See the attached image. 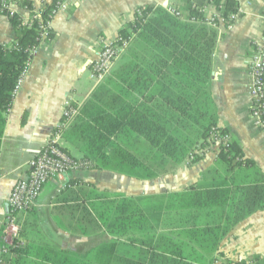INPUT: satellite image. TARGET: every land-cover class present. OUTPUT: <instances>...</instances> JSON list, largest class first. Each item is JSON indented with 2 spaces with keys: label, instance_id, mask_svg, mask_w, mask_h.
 <instances>
[{
  "label": "trees",
  "instance_id": "obj_1",
  "mask_svg": "<svg viewBox=\"0 0 264 264\" xmlns=\"http://www.w3.org/2000/svg\"><path fill=\"white\" fill-rule=\"evenodd\" d=\"M52 3L45 7V19L53 8ZM19 4L21 8L34 10L28 1L19 0ZM211 4L221 12L226 26L239 13L237 0L193 2L186 13L176 10L180 16L170 13L169 8L147 7L136 11L133 21L119 31L113 44L127 41L128 46L120 55L123 63L111 71L80 108L79 115L62 130L64 142L78 151L83 160L91 161L97 170L139 181L154 180L173 171L194 150V163L199 162L203 157L199 156V150L204 151L213 144L212 134H226L218 127L210 91L219 32L218 26L208 25L202 10ZM9 19L22 35L12 46L0 45V152L13 105V91L32 49L42 45L37 22L30 26L21 16ZM53 39L51 31L44 43L50 44ZM110 80H113L112 86ZM192 134L196 138L191 139ZM131 136L135 137L133 141L128 138ZM142 140L146 148H140ZM64 150L71 155L68 148ZM217 167L226 172L222 182L210 185L204 182L207 175L214 176L217 170L209 171L201 182L176 195L175 203L160 204L167 211L164 220H172L173 208L180 217L177 223H171L175 227L169 232L157 234L159 221L153 225L154 216H147L135 199L120 198L114 203L116 219L110 233L147 249L139 252L138 261L116 256L117 264H214L218 261L224 237L242 221L264 210V177L253 161L245 158L239 144L231 140L220 146ZM242 169L251 172L237 176ZM238 178L249 182H237ZM188 211L186 216L183 212ZM91 221L89 225L96 227V222ZM12 248L19 258L25 254L24 246L18 241ZM114 248L103 246L97 253L96 263L112 264L113 255H117ZM51 256L48 260L59 264H93L58 253ZM250 262L264 264V257L255 256Z\"/></svg>",
  "mask_w": 264,
  "mask_h": 264
},
{
  "label": "crops",
  "instance_id": "obj_2",
  "mask_svg": "<svg viewBox=\"0 0 264 264\" xmlns=\"http://www.w3.org/2000/svg\"><path fill=\"white\" fill-rule=\"evenodd\" d=\"M24 1L38 10L49 6L52 0ZM73 2L71 10L54 17L51 25L54 39L50 44L43 43L32 56L24 84L7 117L0 152V264H59L48 260L54 253L85 263L103 264L96 263L95 258L103 246L110 245L117 251L112 264H117L116 256L138 261L139 252L147 249L110 233L116 219L114 203L120 198L135 199L147 216H154L153 225L159 221L157 234H160L171 231L175 227L171 225L177 223L174 218L164 220L167 211L160 206L162 202L175 203L176 195L201 182L209 171L217 170L214 176H206L204 182L209 185L226 179V172L218 170V154L214 149L217 146L214 145L201 152L203 157L199 162L189 164L187 158L173 171L154 180L139 181L104 170L71 171L49 181L31 210L13 214L20 229L18 243L24 246L25 254L19 258L12 251L13 243L5 238L8 218L12 215L8 205L11 191L20 178L29 175L30 161L52 138L67 99L82 107L102 84L91 79V64L102 44L113 43L119 31L133 21L135 12L141 8H173L186 13L191 3L199 4L201 0ZM237 2L240 15L231 28L221 20L216 6L211 4L204 8L206 19L218 18L219 21L210 91L218 127L239 144L245 158L253 161L264 177V130L253 122L252 99L248 92L252 43L264 36V0ZM19 15L27 24L30 11L21 8ZM21 35L8 17L0 16L1 45L12 46ZM122 63L123 55L116 60L113 71ZM112 85L113 80H110ZM128 138L135 139L134 136ZM194 138L192 134L191 139ZM145 143L140 141V148H146ZM62 145L68 148L71 156L82 159V155L67 143ZM238 171L237 176L242 175L241 172H251L249 169ZM237 182L249 181L238 178ZM71 192L76 194H69ZM183 213L187 216L190 211ZM176 215L179 217L178 213ZM91 220L96 222V227L89 225ZM224 249L230 251L229 259L231 256L264 257V210L254 213L228 233L222 240L220 252ZM229 263H233L232 259Z\"/></svg>",
  "mask_w": 264,
  "mask_h": 264
},
{
  "label": "built area",
  "instance_id": "obj_3",
  "mask_svg": "<svg viewBox=\"0 0 264 264\" xmlns=\"http://www.w3.org/2000/svg\"><path fill=\"white\" fill-rule=\"evenodd\" d=\"M51 3L53 4V8L48 15V19L44 18L45 8L34 9L33 11L28 9L30 11V18L27 24L31 26L34 22L38 23L41 29L40 39L42 44L52 31L51 25L54 17L60 12H68L71 10L74 2L73 0H52ZM20 9L18 0H0V16H7L9 18L20 16ZM169 12L180 16V12H177L173 8H169ZM202 12L205 13V9ZM215 21V18L206 19V22H212L211 24L215 23ZM233 24L234 22L230 23L228 27L231 28ZM127 46V41H123L121 45L116 46L113 43H103V46L91 64V79L97 83L104 81L113 70L116 60ZM38 49H32L31 57L19 78L14 94L18 93L22 83H24L29 71L31 58ZM251 49H253L251 58L252 74L250 86L248 87V92L252 99L251 116L255 126L264 129V36L261 40L253 42ZM77 112L78 109L74 108L67 99L63 112L64 123L60 125V129L56 132L54 139L42 147L41 153L30 162L29 166L31 169L29 175L25 178H20L11 191L8 204L12 212H27L31 210L49 181L60 178L71 171L87 172L94 168L91 161L74 158L60 147L61 142L59 140L62 138V130L69 124V122L65 123V121L73 120ZM212 138L214 145L218 149H220V146L230 142L228 134H222L221 136L212 134ZM19 232L20 230L16 224L15 217L10 215L5 228L6 241L12 243L19 237Z\"/></svg>",
  "mask_w": 264,
  "mask_h": 264
},
{
  "label": "rangeland",
  "instance_id": "obj_4",
  "mask_svg": "<svg viewBox=\"0 0 264 264\" xmlns=\"http://www.w3.org/2000/svg\"><path fill=\"white\" fill-rule=\"evenodd\" d=\"M240 14L238 13V15H236V16H234L233 18H235V20H233L234 22L237 20V18H238V16H239ZM2 16V15H1ZM211 19V18H210ZM215 23H213V24H211L212 22H208V25L209 26H213V27H216V26H218V23H219V21H218V18H215ZM221 20H223V18L221 17ZM224 21V20H223ZM106 44H108V43H106ZM252 45H253V43H252ZM102 46H103V44H102ZM252 50L253 49H251V51H250V56H249V68H250V75L252 74V70H251V58H252ZM32 59V58H31ZM22 74V73H21ZM21 76V75H20ZM27 76V75H26ZM20 78V77H19ZM26 78V77H25ZM106 79V78H105ZM18 81H19V79H18ZM18 81H17V83H18ZM25 81V80H24ZM250 81H251V78H250ZM104 81H102V82H100L99 84H101V83H103ZM24 83H22V85H23ZM22 85H21V87H22ZM16 86H17V84H16ZM250 86V82L248 83V87ZM21 87H20V89H19V91H18V93L20 92V90H21ZM16 88V87H15ZM14 91H15V89H14ZM14 91H13V101L15 100V97L17 96V94H14ZM67 102V101H66ZM65 102V103H66ZM68 102H70L71 103V105H73V107L74 108H76V109H78V112H77V114L73 117V119L75 118V117H77L78 115H79V113H80V108H81V105H78V104H76V103H73L72 102V100H70V99H68ZM11 110V109H10ZM10 112V111H9ZM64 112V111H63ZM65 118V117H64ZM67 122H69V124H68V126L73 122V120H71V121H65V123H67ZM64 122H63V114H62V118H61V121H60V123H59V125H58V127L57 128H55V130L53 131V134H52V138L49 140V141H51L52 139H54V137H55V135H56V132L60 129V125H62ZM257 128H259V127H257ZM260 129H263V128H260ZM264 130V129H263ZM49 141H47L42 147H44ZM59 142H61V145H60V147L64 150V147H63V145H62V143H64V140L62 139V138H60V140H59ZM214 145V143L213 144H211V146H213ZM215 146V145H214ZM41 147V148H42ZM214 148V147H213ZM206 149V148H205ZM215 150H216V152H217V154H218V150H220V149H216V148H214ZM41 151H42V149H40V153H41ZM65 151V150H64ZM196 150H194L193 152H191V153H193V154H190L189 156H188V160H187V162L189 163V164H192V163H194V160H195V155H194V152H195ZM200 152H202L203 153V150H199ZM66 152V151H65ZM198 152V151H197ZM197 152L195 153L196 155H199V154H197ZM39 153V154H40ZM38 154V155H39ZM37 155V156H38ZM36 156V157H37ZM199 156H203V154H201V155H199ZM35 157V158H36ZM73 157V156H72ZM35 158H33V159H35ZM32 159V160H33ZM31 160V161H32ZM30 161V162H31ZM31 169V168H30ZM94 170H97L95 167L93 168V169H91V170H89V171H87V172H92V171H94ZM30 173V172H29ZM104 192V191H103ZM105 193H107V192H105ZM106 196H108V195H106ZM9 198H10V196H9ZM9 201V200H8ZM9 205V204H8ZM10 208V207H9ZM16 213H20V212H16ZM178 213V211L177 210H172V211H170V214L172 215V218H174V219H177V220H179L180 219V217H176L177 214ZM173 216H175V217H173ZM16 224H17V222H16ZM18 226V225H17ZM19 227V226H18ZM20 230V229H19ZM20 239V232H19V237L18 238H16L12 243L14 244L16 241H18ZM20 243V242H19ZM230 251L229 250H226V249H224V252L222 253V256H219V258H218V261H216L214 264H222V263H224V262H229L231 259H232V262L233 263H231V264H236L237 262H240L241 260H242V262L244 261V262H246V264H249V263H251L250 262V260L251 259H249V258H241V256H238V257H236V256H231V259H229V256H230V253H229ZM224 254V255H223ZM226 255V256H225ZM227 257V258H226ZM236 262V263H235Z\"/></svg>",
  "mask_w": 264,
  "mask_h": 264
}]
</instances>
